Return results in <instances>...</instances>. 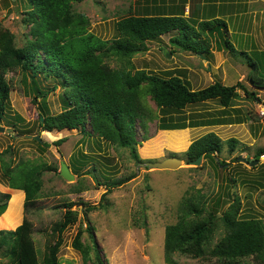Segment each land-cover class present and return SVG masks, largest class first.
<instances>
[{
  "label": "rangeland",
  "instance_id": "374dc122",
  "mask_svg": "<svg viewBox=\"0 0 264 264\" xmlns=\"http://www.w3.org/2000/svg\"><path fill=\"white\" fill-rule=\"evenodd\" d=\"M186 1L83 0L73 5V11L89 18V31L110 42L118 34L116 22L130 13L159 14L163 6L168 7V12L172 8L179 12L183 7V14L187 11L185 17L197 27L199 38L210 43L211 53L203 56L173 45L170 38L177 34L175 31L149 40L148 50L134 54L130 60L112 54L106 62L113 68L146 69L164 76L182 75L195 90L220 81L226 85L240 82L256 93V98L250 97L238 88V96L229 106L222 105L217 99L189 105L181 114L188 121L189 126L185 128L161 129L158 116L148 120L145 127H138L137 139L141 142L134 147L137 157L130 147L109 142L96 134L89 136L80 129L42 130L39 107L32 101L34 81L21 66L7 71L11 91L0 121V126L5 127V131H0V190L9 192L12 197L14 188L9 186L5 171L15 170L22 162L43 165L45 170L41 190L29 209L25 208L26 193L21 189L24 197L20 223L15 228L0 225V230H14L27 218L32 224L31 235L41 264L54 246L60 264H98L95 245L101 250L106 264H220L211 249L226 234L222 214L236 196L240 197V217L258 218L264 222V154L253 166L240 159L242 156L247 161L256 160L255 155L264 148V88L254 87L248 80L249 59L258 62V74L264 78V16L258 14L256 22L251 20L250 23L249 13L243 14L242 19L235 15L233 24L250 23L245 30L259 36L256 39L248 32L233 33L232 28L225 32L221 25L219 33L207 32L200 27L202 20L228 18L219 12L214 0H189L190 12L189 7H184ZM245 1L238 0L234 8L242 7ZM31 8L29 0H0V43L11 39L16 48L26 44L31 37L27 21V12ZM226 39L234 44L235 50L226 47ZM39 77L42 81L37 84L44 89L57 84L55 79ZM63 90L58 84L49 92V112L58 113L64 108ZM145 99L146 104L162 117V111L151 96H145ZM210 132L221 137L223 151L216 156L228 164L217 165L211 157H203L200 164L188 163L186 152L190 145ZM62 137L67 141L57 145V140ZM233 137L238 143L235 150L230 151L228 140ZM170 156L182 158V165L177 169H155L140 164ZM237 156L239 160H236ZM62 162L71 166L72 173V167L79 168L73 180L61 175ZM122 178L129 179L107 192L105 184L108 181ZM201 195L208 210L216 211L219 216L211 243L201 256L175 252L169 262L164 251L166 228L178 221L184 197L198 199ZM9 204L10 201L7 209ZM93 204L98 207L88 210ZM69 210L68 216L73 220L60 231V224L67 219ZM87 225L94 228L95 240ZM81 229L82 241L89 247L88 262L82 251L74 246ZM5 249L0 247V264H10ZM254 261V256L244 259L245 264Z\"/></svg>",
  "mask_w": 264,
  "mask_h": 264
},
{
  "label": "trees",
  "instance_id": "16d2710c",
  "mask_svg": "<svg viewBox=\"0 0 264 264\" xmlns=\"http://www.w3.org/2000/svg\"><path fill=\"white\" fill-rule=\"evenodd\" d=\"M82 1L29 0L32 8L27 12V21L31 37L18 48L12 45L11 39L0 43V121L11 91L6 73L15 66H21L34 81L35 96L32 101L39 107L42 130L80 129L89 136L96 134L109 142L130 147L135 157L134 147L141 142L137 139L138 127H145L148 120H155L158 116L161 129L185 128L189 126L188 121L181 114L189 105L217 99L222 105L229 106L238 96V88L243 89L247 96L256 98V93L240 82L226 85L215 81L195 90L182 75L164 76L146 69L111 67L105 60L108 56L116 54L130 60L134 54L148 50L149 40L175 31L177 34L171 36L170 42L185 51L205 56L211 53L210 43L199 38L197 27L183 12L173 11V8V12H168V7L164 6L159 14L130 13L116 22L118 34L114 40H102L89 31V18L84 13L73 11L74 3ZM214 20H202L201 29L219 33L221 25L225 32L228 31L224 19ZM225 41L229 50H235L229 39ZM248 64L251 67L248 80L254 87L264 88V78L258 74V62L249 59ZM39 76L45 80L55 79L57 84L44 89L37 84L42 81ZM58 84L64 88L61 94L64 108L58 113H51L47 97ZM145 96H151L162 111V117L146 104ZM177 113L178 116H175ZM65 141L67 138L62 137L56 144L61 145ZM237 143L235 137L228 140L230 151L235 150ZM221 151V137L210 132L190 145L186 152L187 162L192 163L203 155L223 166L228 162L218 160L216 156ZM262 154L264 148L257 152L255 158L260 159ZM236 160H239L238 156ZM78 169L72 167L71 170L77 174ZM44 170L43 165L22 162L15 170L5 171L8 184L14 190L12 197L9 192L0 190V215L5 212L0 219L2 227L15 228L20 223L24 197L22 190L26 193L25 208L29 209L41 190ZM93 170L97 171V168ZM128 179H111L105 184L107 192ZM198 199L184 197L178 221L166 228L164 251L165 259L169 262L175 252L201 256L211 243L215 221L219 216L216 211L208 210L203 195ZM66 205L69 206V203ZM95 207L98 206L89 205L88 210ZM240 208V197L236 196L222 214L226 234L211 249V254L218 257L220 264H245L244 259L251 256L255 258L253 264H264V222L258 218L240 217ZM68 214L70 210L67 219L60 224V231L73 220ZM87 230L95 240L94 228L87 225ZM82 232V229L78 232L74 246L82 251L84 260L88 262L90 252L82 241ZM31 233L32 224L27 218L14 230H0V247H6L4 254L9 256L10 264H41ZM95 251L98 264H106L97 245ZM56 253L54 246L44 264H60Z\"/></svg>",
  "mask_w": 264,
  "mask_h": 264
},
{
  "label": "crops",
  "instance_id": "0c3cea01",
  "mask_svg": "<svg viewBox=\"0 0 264 264\" xmlns=\"http://www.w3.org/2000/svg\"><path fill=\"white\" fill-rule=\"evenodd\" d=\"M213 2L217 6V8L219 7V12H223V15L228 18V20H225L227 22L228 32H230V29L232 28L233 33L237 32V31L238 32L242 31L244 33L248 32V34L251 35L253 39H256L257 37H259L256 34H254L253 32L245 30V28L249 27V24L252 21H253V23L256 22L255 18L257 17L258 14H260L261 17L264 16V0H246L245 3L240 8H237V7L234 8V5L239 3L238 0H214ZM186 4H185L186 6L184 5V7H185V9H186V7H189L188 12H190V4L191 3L189 2V0L186 1ZM163 5H165V4L163 3ZM232 8H233V11L230 10ZM167 10H168V8H167ZM180 10H179V12H182L183 7ZM186 12L187 11H184L185 16H187ZM248 13L250 16V17L248 16V18H250L249 24L243 25V23H242V24H239L238 26L233 24V23H235L234 22L235 15L236 16L240 15L241 18L240 17L239 18L242 19L243 14L247 15ZM251 15H252V17H251ZM245 17L247 19V16H245ZM239 18H237V20H239ZM228 21H230V23ZM15 190H21V189H15Z\"/></svg>",
  "mask_w": 264,
  "mask_h": 264
},
{
  "label": "water",
  "instance_id": "95a60500",
  "mask_svg": "<svg viewBox=\"0 0 264 264\" xmlns=\"http://www.w3.org/2000/svg\"><path fill=\"white\" fill-rule=\"evenodd\" d=\"M0 131H5V127L0 126ZM36 138L41 140L39 136H37ZM202 158L203 155H200L195 160V164H200ZM240 159H242L244 162H249L250 165L252 166L258 163L257 159L252 161H247V159L242 156H240ZM182 163H183V159L178 156H170L163 160L140 162V164L142 165H146L150 168H155V169H177L182 165ZM61 175L67 180H73L75 178V174L70 171L68 164L65 162H62Z\"/></svg>",
  "mask_w": 264,
  "mask_h": 264
}]
</instances>
